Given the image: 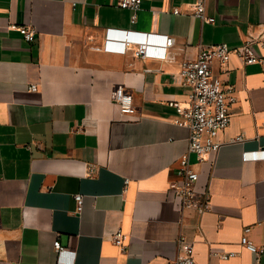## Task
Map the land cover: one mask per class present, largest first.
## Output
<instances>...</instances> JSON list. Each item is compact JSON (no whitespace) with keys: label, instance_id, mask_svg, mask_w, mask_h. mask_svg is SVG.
I'll return each instance as SVG.
<instances>
[{"label":"crops","instance_id":"obj_1","mask_svg":"<svg viewBox=\"0 0 264 264\" xmlns=\"http://www.w3.org/2000/svg\"><path fill=\"white\" fill-rule=\"evenodd\" d=\"M194 2L142 0L132 22L114 0H0V264H167L179 237L196 264H254L240 238L250 227L249 239L264 246V161L243 153L264 147V62L232 56L226 65L236 102L220 149L195 166V190L210 201L202 215L181 212L168 190L188 130L173 124L167 102L187 101L181 62L264 33V0H204L212 23L192 15ZM9 26L33 29L32 40ZM108 29L169 36L172 60L134 58V46L106 52ZM250 49L264 61V48ZM118 87L136 116L111 102ZM117 230L124 251L111 240ZM55 240L64 252H54Z\"/></svg>","mask_w":264,"mask_h":264},{"label":"built area","instance_id":"obj_2","mask_svg":"<svg viewBox=\"0 0 264 264\" xmlns=\"http://www.w3.org/2000/svg\"><path fill=\"white\" fill-rule=\"evenodd\" d=\"M115 6L121 10L131 11V21L135 22L140 10L142 0H114ZM174 14L179 10L174 9ZM200 21L212 23L213 18L204 16V0H195L193 14ZM9 29L20 33L23 40L30 42L34 30L26 26H9ZM255 42L264 48V33L257 37H249L236 48H230L225 43L210 45L201 49L192 60L181 62L179 78L182 85L189 88L187 101L181 104L177 101L167 102V106L173 108L176 117L173 124L188 130L186 151L177 160L178 181L170 182L168 190L179 200V209L191 210L202 215L210 210L209 197L205 193L195 190L198 173L195 166L203 163L209 154L217 152L221 147L220 134L229 126L231 120V107L236 102L235 88L225 84L222 76L227 73L226 65L232 56L239 58L245 65L262 64L264 61L257 58L250 45ZM173 45V38L166 35H146L135 32H119L106 30L103 50L124 54L134 46L133 57L141 59H156L162 61L172 60L168 49ZM218 62L220 72L213 74L212 65ZM30 92H35L37 86H28ZM110 100L118 107L123 116H136L133 105V97L122 87L116 88L110 96ZM264 127V124H263ZM242 136L232 138L229 143L241 142ZM243 160L264 161V147L253 152H244ZM76 212H80L82 198L74 196ZM250 227H245L240 238V246L255 256L254 264H259V258L264 254V246L258 247L249 239ZM112 242L121 250H125V235L117 230L111 236ZM178 255L167 264H196L192 243L179 237L177 240ZM56 254L64 252L58 240L53 243ZM235 253L223 254L222 259L233 257ZM62 264V263H59Z\"/></svg>","mask_w":264,"mask_h":264}]
</instances>
